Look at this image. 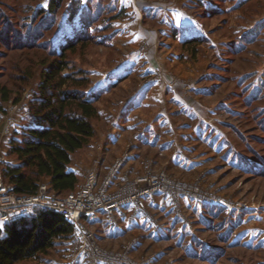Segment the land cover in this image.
<instances>
[{"label": "rangeland", "instance_id": "obj_1", "mask_svg": "<svg viewBox=\"0 0 264 264\" xmlns=\"http://www.w3.org/2000/svg\"><path fill=\"white\" fill-rule=\"evenodd\" d=\"M21 1L20 15L30 9L31 3L42 2ZM204 1L210 5V0H188L183 7L193 16L204 19L207 32L214 40L204 41L198 48L193 44L188 53L178 51L180 56L173 59L170 53L174 48L170 52L163 48L160 52L162 65L172 63L166 76L175 73L179 81L183 78L191 80L189 84L197 82L193 84L198 90L190 96L201 105L188 103L183 119L173 118L174 124L171 120L150 121L152 128L148 135H144L138 123L134 131L133 127L123 131L126 140L119 158L125 159L120 168L129 163L128 156L135 151L138 155L133 160L140 165L136 167L131 161L127 170L133 175L127 173L124 177L131 179L151 168L157 174L163 171L170 183L145 199L144 209L128 219L130 223L119 220L118 227L108 226L105 221L92 225L99 233L100 246L121 255V264H264V82L261 84L264 80V25L259 23L264 20V0H224L225 9L210 16L202 13L206 11ZM112 13L110 10L107 15ZM75 18L76 14L70 21L60 23L62 31L55 33V45H60L63 35H71L79 27ZM257 23L255 38L243 42L237 39ZM111 32L110 27L96 34L100 42H91L67 56L71 66L63 71H70L71 67L88 71L90 82L86 91L100 92L98 110L107 107L114 94L121 90L122 83L106 85L112 76H117L109 71L116 65ZM235 37L236 44L243 43V49L231 54L226 48ZM15 54L10 51L6 57L0 55V66L18 65L17 70L7 71L8 76H0V83H6L11 89L10 98L1 102L0 128L9 130L10 135L20 131L29 119L26 110L43 68L40 52L32 50L28 60L23 55L19 61ZM228 58L231 59L227 61ZM14 59L17 62L14 63ZM204 63H209L207 73L213 75L208 79L203 78L205 72L200 71ZM29 71L30 76H25ZM245 73H252L250 80L261 86V96L252 104L245 98L248 90L242 92L238 82ZM136 74V81L138 75L140 80L152 77L151 72ZM15 97L19 98L16 102ZM163 105L168 112L179 111L177 104ZM159 106L154 100L142 112L151 114ZM194 112L198 113L199 123H196L198 119L189 117ZM92 123L95 135L86 147L72 156L74 165L80 169L78 180L93 169L85 153L89 154L91 146L105 147L107 138L112 137L107 134L116 131L111 114L99 112ZM4 145L3 157L7 159L8 141ZM62 245L61 239H55L47 254L16 264H64Z\"/></svg>", "mask_w": 264, "mask_h": 264}, {"label": "trees", "instance_id": "obj_2", "mask_svg": "<svg viewBox=\"0 0 264 264\" xmlns=\"http://www.w3.org/2000/svg\"><path fill=\"white\" fill-rule=\"evenodd\" d=\"M102 1L87 0L80 9V0L35 2L20 15L21 0H0V55L6 57L7 52H15L18 56L15 59L19 61L23 55L28 60L32 50L38 51L43 66L26 110L29 119L20 131L9 136L7 159L0 162L1 178L16 194H34L39 184L46 181L51 191L63 197L78 184L76 173L68 166L73 154L86 147L95 135L92 121L99 115L97 100L100 92L87 93L86 86L90 82L87 70L71 67L70 71H63L71 66L67 56L74 55L91 42H100L96 34L111 27L109 20L114 15L107 13L112 7ZM223 2L210 0L209 9L203 11V15L222 12L225 9ZM75 14L79 27L64 37L60 45H55L54 35L60 29L62 18L66 15V20L70 21ZM259 23L264 25V20ZM257 25L237 39L243 42L255 38ZM201 40L203 37H193L184 43L190 46ZM226 49L234 54L243 49V43L236 44L235 37ZM15 59L14 63L17 62ZM10 66H0L1 77L8 76V70L12 72L18 68L17 63ZM30 74L29 71L25 76ZM250 74L245 73L238 82L242 92L248 90L245 98L252 104L260 98L262 91L258 83L250 80ZM10 96L8 85L0 83V112L3 111L1 102ZM18 99L15 97L14 101ZM72 228V223L63 214L46 207L37 206L28 214H15L0 223V264H16L47 254L55 239H61L64 244L70 238Z\"/></svg>", "mask_w": 264, "mask_h": 264}, {"label": "crops", "instance_id": "obj_3", "mask_svg": "<svg viewBox=\"0 0 264 264\" xmlns=\"http://www.w3.org/2000/svg\"><path fill=\"white\" fill-rule=\"evenodd\" d=\"M46 1L47 0H42L41 4H45ZM104 1L110 4L112 7V14L114 15V18L110 19L109 23L111 24L113 31L111 34L113 35L112 40L115 46L116 57L114 61L116 62V65L109 71L117 74V76H112L107 81L106 85H114L115 83H117V85L122 84L121 86L119 85L121 90H119L118 94H114V98L108 102L109 105L105 108H99L100 113L111 114L114 117L116 126H113V129H116V131L107 134V137H112L107 138L108 143L105 147L100 144L93 147L91 146L89 154L85 153L86 156L90 157L92 163L91 167L96 169L100 176L106 173L105 171L109 169L112 163L122 155L121 153L124 150L123 143L126 140L123 136V131L125 132L126 128L130 129L133 127L132 131H134L135 126H137L136 124L138 123L139 125H142L141 131L144 135H148L149 130L151 131L152 128L150 121L154 119H158L159 122L171 120L174 124V121H172L173 118L180 117V119H183V112H187L186 107L188 106V103L196 102L198 105H201L196 101L197 99L195 100L192 95L190 96L191 92H196L198 90L195 89L196 85L194 86L193 84L195 81L190 84L189 82L191 80L189 79L182 78L179 81V77H176L174 75L175 73L170 77L166 76V71L168 72L171 70L169 64L172 63H165V65H162V59L160 57L162 49L166 48L170 52L171 48H174L170 53L171 58L173 59L174 57L177 58V56H180L179 52L188 53L189 48L194 46L193 44H196L195 47L198 48L204 41H210V39L214 40L213 36L210 37L207 32L208 29L204 19L197 18L184 9L183 4L187 3L188 0ZM86 3L87 0H80L78 5L79 9L86 5ZM203 5L204 10L207 11L209 5H207L205 1L203 2ZM76 19L78 20V15H76L75 20ZM63 21H67L66 15L62 18L61 23H63ZM61 31L62 29L59 30L58 34H60ZM66 36L68 35H63L59 42L63 41ZM193 37H203L204 40L196 41L190 46L184 43L186 39ZM217 38L219 37L216 36L215 39L217 40ZM164 39L167 41H164ZM157 44H160V48ZM176 52H178V54ZM218 53L220 54L221 51H218ZM208 65L209 63H204L200 67V71L205 72L203 73V78L205 79L212 77L211 73H207V69H209ZM142 71L143 73L151 72L152 77L154 73L155 75L153 78L151 77L143 80H140V76L138 75L139 80L136 81V73H141ZM154 100L156 103L158 102L160 104L158 109L154 112L152 111L151 114L143 113L142 109H147L148 105ZM163 103L177 104L179 107L177 110L179 111L173 113L171 110L168 112ZM194 113L195 114H191L189 117L197 120L198 113ZM196 123H199V119ZM183 127H186V125H183ZM9 135V130L7 131L6 129L0 128L1 157L4 156V144H7ZM136 155H138L137 151L131 153V156H128V158H130L128 162L130 163L133 161L136 167H138L140 166L138 164L139 161L136 162V160H133ZM129 163L125 164L122 169H120L119 173H117L116 177L111 181L109 188H115L122 180L124 174L128 173L130 176L133 175L132 172L127 170ZM68 167L76 173L78 178L81 176L80 169L74 165L73 161H71ZM98 167L104 169V171L101 172ZM85 173L82 174V178ZM82 178L78 180V183ZM129 210L130 208H125L120 223H124L125 221L128 223L131 222L128 220L127 216ZM92 229L98 242L99 233H97L94 228ZM99 245L101 244L99 243ZM69 247L70 241L68 239L62 245L65 260L64 264L69 261ZM76 264H88V262H86L85 259H81Z\"/></svg>", "mask_w": 264, "mask_h": 264}, {"label": "built area", "instance_id": "obj_4", "mask_svg": "<svg viewBox=\"0 0 264 264\" xmlns=\"http://www.w3.org/2000/svg\"><path fill=\"white\" fill-rule=\"evenodd\" d=\"M124 159H116L102 177L96 169L88 170L75 189L63 197L51 191L46 181L39 184L34 194H16L2 181L0 174V223L15 214H28L34 207H46L60 212L72 223L66 264H76L81 259L88 264L123 263L119 260L121 255L99 245L92 225L105 221L108 226L118 227L126 207L130 208L128 219H133L144 209L145 199L170 183L163 171L157 174L148 168L145 174L131 179L123 176L115 188H109ZM0 160L3 157L0 156Z\"/></svg>", "mask_w": 264, "mask_h": 264}]
</instances>
